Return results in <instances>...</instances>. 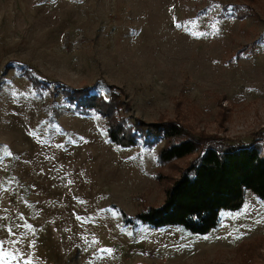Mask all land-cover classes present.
<instances>
[{
  "label": "rangeland",
  "instance_id": "obj_1",
  "mask_svg": "<svg viewBox=\"0 0 264 264\" xmlns=\"http://www.w3.org/2000/svg\"><path fill=\"white\" fill-rule=\"evenodd\" d=\"M60 86L119 89L132 126L264 148V0H0V264H264V204L248 191L205 235L137 222L195 155L161 165L163 140L111 144Z\"/></svg>",
  "mask_w": 264,
  "mask_h": 264
},
{
  "label": "trees",
  "instance_id": "obj_2",
  "mask_svg": "<svg viewBox=\"0 0 264 264\" xmlns=\"http://www.w3.org/2000/svg\"><path fill=\"white\" fill-rule=\"evenodd\" d=\"M26 78L38 95L48 88L30 70H26ZM108 88L106 97L92 95L88 88L60 86L58 92L70 110L102 116L107 139L113 145L132 148L141 138L144 145L152 147L163 140L158 152L161 165L195 155L165 189L161 204L145 207L134 217L137 222L153 228L183 227L192 234L205 235L217 226L221 212L242 208L245 192L264 204V148L231 144L202 132L195 134L176 121H136L129 125L120 116L125 110L120 99L123 94L115 87ZM42 107L49 109L44 101ZM123 220L125 225H132L131 219L124 216ZM257 241L243 243L240 248L258 245Z\"/></svg>",
  "mask_w": 264,
  "mask_h": 264
},
{
  "label": "built area",
  "instance_id": "obj_3",
  "mask_svg": "<svg viewBox=\"0 0 264 264\" xmlns=\"http://www.w3.org/2000/svg\"><path fill=\"white\" fill-rule=\"evenodd\" d=\"M111 256H112L113 259H119L120 253H119V251L117 250L116 247L111 248ZM142 258H143V260L149 259V257L147 255H142ZM155 259L162 260L163 258L157 257Z\"/></svg>",
  "mask_w": 264,
  "mask_h": 264
},
{
  "label": "snow or ice",
  "instance_id": "obj_4",
  "mask_svg": "<svg viewBox=\"0 0 264 264\" xmlns=\"http://www.w3.org/2000/svg\"><path fill=\"white\" fill-rule=\"evenodd\" d=\"M9 155H11V153H9ZM0 243H2V242H0ZM27 264H32V262L31 261H27Z\"/></svg>",
  "mask_w": 264,
  "mask_h": 264
},
{
  "label": "crops",
  "instance_id": "obj_5",
  "mask_svg": "<svg viewBox=\"0 0 264 264\" xmlns=\"http://www.w3.org/2000/svg\"><path fill=\"white\" fill-rule=\"evenodd\" d=\"M126 259H127V258H126ZM131 260H134V259L131 258ZM131 260H130V261H131ZM128 262H129V261H128ZM129 263H130V262H129ZM131 264H133V263H131Z\"/></svg>",
  "mask_w": 264,
  "mask_h": 264
}]
</instances>
